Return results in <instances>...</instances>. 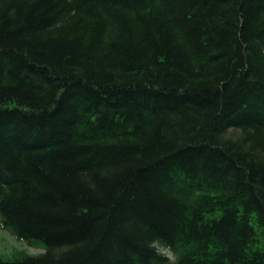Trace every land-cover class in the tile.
Returning a JSON list of instances; mask_svg holds the SVG:
<instances>
[{
    "label": "trees",
    "instance_id": "16d2710c",
    "mask_svg": "<svg viewBox=\"0 0 264 264\" xmlns=\"http://www.w3.org/2000/svg\"><path fill=\"white\" fill-rule=\"evenodd\" d=\"M0 264H264V0H0Z\"/></svg>",
    "mask_w": 264,
    "mask_h": 264
},
{
    "label": "rangeland",
    "instance_id": "374dc122",
    "mask_svg": "<svg viewBox=\"0 0 264 264\" xmlns=\"http://www.w3.org/2000/svg\"><path fill=\"white\" fill-rule=\"evenodd\" d=\"M19 251L26 252L29 255H37L41 253L39 249L30 248L25 246L24 244L16 242L6 232L0 230V255L6 257Z\"/></svg>",
    "mask_w": 264,
    "mask_h": 264
}]
</instances>
